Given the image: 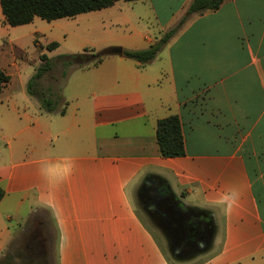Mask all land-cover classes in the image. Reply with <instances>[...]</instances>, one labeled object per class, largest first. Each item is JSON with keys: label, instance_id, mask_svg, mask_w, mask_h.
<instances>
[{"label": "crops", "instance_id": "crops-1", "mask_svg": "<svg viewBox=\"0 0 264 264\" xmlns=\"http://www.w3.org/2000/svg\"><path fill=\"white\" fill-rule=\"evenodd\" d=\"M169 1H119L52 22H79V41L83 27L104 30L102 51L146 50L178 25L193 0ZM37 19L10 27L0 7V70L9 77L0 92V260L32 221L41 227L38 213L45 212L56 238L55 264H167L137 212L139 194L152 180L211 227L206 251L174 253L175 260L264 264V0H225L216 11L188 16L146 65L108 56L96 67L61 63L54 71L59 45L45 50L57 39ZM31 46L37 68L41 55L51 63L40 84L59 100L52 113L15 92V83L35 73L27 66ZM170 116L181 123L182 157L159 153L157 122ZM61 164L74 167L56 202L49 201L50 212L39 203L38 168ZM233 188L239 202L226 216L214 200Z\"/></svg>", "mask_w": 264, "mask_h": 264}, {"label": "trees", "instance_id": "trees-1", "mask_svg": "<svg viewBox=\"0 0 264 264\" xmlns=\"http://www.w3.org/2000/svg\"><path fill=\"white\" fill-rule=\"evenodd\" d=\"M119 1L134 2L138 0H0V7L4 16V23L10 27H18L30 24L34 18H39L46 22L74 18L80 14L107 9ZM224 1L193 0L183 19L159 41L146 50H124L123 56L141 65L148 64L155 59L159 51L176 33L178 28L184 24L188 16L207 11H216ZM57 47L58 44L53 42L46 45L45 50L51 52ZM40 48L43 49L41 46ZM106 57L108 56L102 54V51L95 52L86 48L82 53L65 56L62 59V64L64 67H96ZM40 60V66L28 82V90L29 93L37 96L43 111L52 113L57 111L59 100L54 99L52 93L44 89L40 84V79L51 69V63L45 55H41ZM8 82L9 77L0 70V92ZM60 113L63 114L64 109ZM156 140L161 157L176 158L185 155V143L181 123L177 116H170L157 122ZM13 261V256L7 254L6 257L0 260V264H14Z\"/></svg>", "mask_w": 264, "mask_h": 264}, {"label": "rangeland", "instance_id": "rangeland-1", "mask_svg": "<svg viewBox=\"0 0 264 264\" xmlns=\"http://www.w3.org/2000/svg\"><path fill=\"white\" fill-rule=\"evenodd\" d=\"M172 6L178 5L180 2L179 0H170L169 1ZM38 22H41V27L50 28L52 34L51 36L54 37L53 42L58 43V55L52 60V63L54 64V71L59 72L60 65L62 63V59L67 55L72 54H79L84 51V48H90L94 49L97 52L102 51L101 42H99V38H103V36L106 35V32L104 30H100L98 33L96 31H86L83 27V33H85L86 37L83 41H79L76 37V34L81 32V28L79 25V22L68 20V21H58V22H46L41 19H37ZM62 22H67L65 25L66 28H63L61 24ZM66 29V31H65ZM149 37H154L150 33L147 34ZM49 37V36H48ZM42 43H45L46 40H41ZM37 60H38V51H36L32 46L30 47V50L28 51V71L31 73L35 72V69L37 68ZM66 70V69H65ZM67 72V70H66ZM31 79V78H30ZM29 79V80H30ZM29 82V81H28ZM28 82H25L20 85V83L16 84V93L25 92L26 95L29 97V99L32 102H37L40 105V102L33 93H29L28 90ZM50 81L48 80L46 84H49ZM55 85V84H54ZM44 88V87H43ZM48 89V88H44ZM50 91V90H49ZM62 91V89H61ZM42 109V107L40 108ZM5 110V106L0 103V134L3 133V121H2V112ZM43 110V109H42ZM186 204H188L187 201H185ZM137 212L139 213L141 219L145 222L147 225V228L151 231L153 238L155 239L157 246L159 247L163 257L167 261V264H190L193 261H198L195 259H199L196 257L195 259L191 260V262H188L187 260H181L177 261L173 258V255L170 250V246L168 244V241L165 237V235L162 234L160 228L156 226L155 222L150 220L149 216L142 210L140 204L137 202ZM38 216L40 217V221L42 223L41 232L44 237V248L43 251L40 254L30 252L29 250H26V245L29 236L31 235V232L35 228H37L36 222L32 221L29 227L25 230L23 234H21L12 244L11 246V255L13 256V262L14 264H55V254H56V238H54V230L51 221L49 220V217L47 213L45 212H39ZM55 226V225H54ZM18 228L16 226L12 227V230L14 233ZM214 249H218L217 243L214 245ZM209 253H211V250L209 252H205V254L200 255V257L209 256ZM202 260V259H201ZM195 263V262H194Z\"/></svg>", "mask_w": 264, "mask_h": 264}, {"label": "flooded vegetation", "instance_id": "flooded-vegetation-1", "mask_svg": "<svg viewBox=\"0 0 264 264\" xmlns=\"http://www.w3.org/2000/svg\"><path fill=\"white\" fill-rule=\"evenodd\" d=\"M140 204L150 218L167 229L171 244L178 256H190L202 252V242L208 237L211 227L200 215L179 208L156 181H149L139 194ZM44 237L35 228L28 238L26 250L40 254Z\"/></svg>", "mask_w": 264, "mask_h": 264}, {"label": "clouds", "instance_id": "clouds-1", "mask_svg": "<svg viewBox=\"0 0 264 264\" xmlns=\"http://www.w3.org/2000/svg\"><path fill=\"white\" fill-rule=\"evenodd\" d=\"M73 167L74 165L61 164L57 166H49L47 168H38V174L42 179V190L39 198L41 207L52 212V208L49 207V201L53 203L56 202L57 198L55 192L59 190V187L63 183L71 178ZM58 169H62V171H59ZM239 197L240 193L238 189H230L227 193L214 200V206L219 207L221 211L228 216L232 213L234 208L238 206ZM55 218V214L53 213V219ZM61 240L66 243L68 240L67 235L62 234Z\"/></svg>", "mask_w": 264, "mask_h": 264}, {"label": "water", "instance_id": "water-1", "mask_svg": "<svg viewBox=\"0 0 264 264\" xmlns=\"http://www.w3.org/2000/svg\"><path fill=\"white\" fill-rule=\"evenodd\" d=\"M102 54H104L106 56H123V50L120 47H112V48H108V49L103 50ZM159 228L162 231V233L165 235V237H166V239L168 241V244L170 246L171 253H172V255H174L175 250H174V248H173V246L171 244V240L169 238L167 229L164 226H162L161 224H160ZM211 237H212V232L210 231L209 234H208L207 239L202 242V245H203L202 246V252H204V251H206L208 249Z\"/></svg>", "mask_w": 264, "mask_h": 264}]
</instances>
